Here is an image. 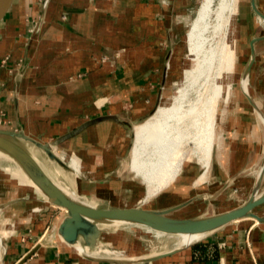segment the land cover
Wrapping results in <instances>:
<instances>
[{
    "label": "crops",
    "instance_id": "0c3cea01",
    "mask_svg": "<svg viewBox=\"0 0 264 264\" xmlns=\"http://www.w3.org/2000/svg\"><path fill=\"white\" fill-rule=\"evenodd\" d=\"M187 4L183 0H15L0 25V112L4 113L0 116V128L24 130L42 142L52 143L90 120L116 115L119 120L107 118L91 123L54 147V152L71 170L50 158L48 161H52L56 171L43 167L55 182L88 204L134 206L132 195L123 193L121 188L125 184L129 188L135 185L133 177L128 175L126 159L133 147V133L123 122L135 127L158 107L177 50L175 45L181 37L183 24L178 15ZM252 4L264 12V0H252ZM260 18L261 25L264 17L260 15ZM261 30L250 40L251 56L244 71L248 78L253 73L259 79L257 89L253 88L250 96L242 92L258 116L253 114L252 119L250 114L239 115L235 126L240 134L243 130L251 132L255 137L250 142L252 145L248 150L236 148L229 160L231 165L228 160L226 167L220 162L228 171L224 181L223 174L214 173L210 178V165L206 168V180L198 183L204 167L201 165L203 169L199 173L194 167L192 174V166H184L187 170L181 179L187 182L191 178L187 183L196 190L184 200H164L160 204L162 201L158 198V205L149 208H174L170 215L192 218L172 213L188 207L194 212L204 207L201 215L196 216L200 217L238 207L255 190L256 195L264 193V145L261 143L264 121L260 117L262 102L257 92L264 93V31ZM7 57L6 65L13 66V74L3 66ZM256 139L259 143L253 142ZM253 167H257L254 180L246 175ZM178 186L181 187L180 182L175 181L164 191H168L167 195H178L181 191ZM232 187L249 195L239 197L244 200L242 204L213 210L212 202L225 197ZM104 188L108 190L101 192ZM38 192L30 184L23 195L0 202V212L22 201L43 203L36 214L25 220L29 223L18 232L19 240H24L26 234L41 232L40 223H47L48 209L55 205L42 193L38 196ZM10 200L15 201L2 207ZM198 200L209 203L205 201L202 205ZM255 212L264 218V207ZM66 214L65 210L57 217L46 240L22 243L23 248L16 251L21 259L34 250L23 264H264V220L256 217L234 220L166 255L150 253L130 256L136 260L117 261L99 259L103 255L96 253L102 240L91 248L83 242L70 244L63 240L58 226ZM77 246L83 252L77 253ZM86 251L91 257L84 254Z\"/></svg>",
    "mask_w": 264,
    "mask_h": 264
},
{
    "label": "bare ground",
    "instance_id": "6f19581e",
    "mask_svg": "<svg viewBox=\"0 0 264 264\" xmlns=\"http://www.w3.org/2000/svg\"><path fill=\"white\" fill-rule=\"evenodd\" d=\"M212 3L213 0H202L187 32V47L191 60L187 71L184 72V77L177 84V92L171 96L162 97L152 115L134 127L135 137L130 165L146 184L147 192L144 196L146 199L155 196L175 182L186 162L191 159L197 158L205 170L199 176L198 183L206 180V168L210 167L214 152L218 161L226 167L225 121L233 109L236 93H239L235 84L237 55L235 30L237 29L236 24L232 25L231 21L223 24L220 15L229 9L236 17L238 0H219L215 8L212 7ZM213 9L216 17L211 22L212 35H215L217 30L220 32L223 30V37L221 42H213L209 37L210 39H207L209 45L205 47L202 43L206 41L205 32L209 30L210 22L208 21ZM229 34L231 40H228ZM239 82L240 91L250 96L249 78L245 73ZM263 113L260 117L264 121ZM0 155L13 159L2 151ZM11 174L14 178H22V181L29 186L34 184L20 164ZM61 187L74 199L86 203L70 189ZM38 191L43 193L39 188ZM36 212L37 209H33L30 215ZM206 234H178V246L190 244ZM0 247L1 264V251L5 248L1 236ZM75 250L77 253L83 252L81 246H77ZM104 251L105 258H133L130 256L135 255L126 252L123 253V257H117L107 250Z\"/></svg>",
    "mask_w": 264,
    "mask_h": 264
},
{
    "label": "rangeland",
    "instance_id": "374dc122",
    "mask_svg": "<svg viewBox=\"0 0 264 264\" xmlns=\"http://www.w3.org/2000/svg\"><path fill=\"white\" fill-rule=\"evenodd\" d=\"M218 1L219 0H213L212 7L215 8L218 5ZM186 2L188 3L186 8L181 11L180 15H178V18L183 24L182 32L180 34L181 37H179L180 39L177 41V44L175 45L176 46L175 48L177 50L171 61V67L169 69V74H168V82H167L166 87L164 88L162 97L171 96L177 92V84L184 77V72L187 71V68L190 65L191 55L187 47L188 40L186 38V35H187L188 30L190 29L192 20L195 18L197 14V11L200 7L202 0H183V3H186ZM258 10L264 13L262 10H260V8ZM212 12L210 13L211 15L209 16L210 21H208L210 22L209 30L208 32H205L206 41L205 43L204 42L202 43V45H204L205 47L209 45L208 40L210 38L213 42H218V41L221 42V38L223 37L222 35L223 30L221 32L217 30V32H215V35H212L213 33H212L211 22L216 17L214 9L212 10ZM220 17H221V21L223 22V24L229 23V21H231L230 23H232V25L236 24V29H237L235 30V38L237 40L236 41V54L237 55H236L235 84L237 86L239 93L238 94L236 93V96L234 98L233 109L229 112L231 114H228L227 116V119H226L227 122L225 121L226 123L225 140L227 142L226 149H225L226 151L225 158H226V165H227V160H228V165H229L230 164L229 160L232 159V156H234L235 149L238 148L237 149L238 151L239 150L241 151L243 148L245 150H248V148H250V146L252 145L250 144V142H252V138L254 137L253 135L250 134L251 132H248L247 130H243L240 134L235 129V126L239 122L238 120L239 115L243 116V114L245 113L250 114L249 116H251L252 119L254 118L253 114L256 115V111L248 103V101L244 97V94L240 91L239 80L243 76V73L246 69V66L251 56L250 40L255 34H259L260 29H262L261 32L264 31V23H262L263 25L262 24L260 25V21H262V19L260 18V14L255 9V6L252 4V0H238V10L236 13V17L234 16V14H231L229 9H226L225 12L223 11ZM259 27H262V28H259ZM228 40H231L230 34L228 35ZM4 60H3V64H4L3 66L5 68L7 67L8 73L10 72V74H13V70H11L13 69V66L8 67L6 65V62H8L9 58L7 57ZM258 81L259 79L258 80L255 79V76L253 73L250 74L249 84H250L251 94H253V88H256L255 86ZM257 92H258V99H260V101L262 102V105H261L262 112H264V93L261 91H257ZM3 114H4L3 112H0V116H2ZM143 121L144 120H142V122ZM252 123H253L252 121L249 122V124H251L250 126H253ZM20 142L34 154V156L37 158V160L41 163L42 166H47V167L49 166L51 169L49 167L48 168L52 172L56 171L54 167H52L53 163L48 161L47 155L44 154V152H42L41 149L33 147L34 145L27 140L22 139ZM253 142L259 143V140L256 139V141H253ZM261 143L264 145V138ZM241 154H243V152ZM215 155H216V152H214V156H213L211 167H210V173H209L211 176L210 178L211 179L213 178L212 175L214 173L223 174L222 181H224V179L227 178L225 175V172H228V171H226L225 168L222 167V165L220 164V161H218V158ZM70 157H71L70 155L67 156L68 159H70ZM42 159L45 162H43ZM126 159H128V167L130 169L128 170L129 171L128 175L130 177H133L135 185L133 188H129V186L127 187V185L125 184L126 186L125 185L123 187L121 186V188H123L124 190L123 193H130L132 195L133 197L132 200L134 201L133 203L135 205L153 207L155 205H158V201H156L158 198H161L160 200L162 202L160 204H164L163 202L164 200H167V201H172L174 199L184 200L185 198H188L193 193V191L196 190L195 187L190 188L189 183H187L191 181V178H187V182H183L184 179H181L183 178L182 173L187 170V168L184 167L183 170L181 171V174L176 179V181L180 182L181 184V187L179 186L176 187L178 189L180 188L181 190L178 193V195H174V196L173 194L167 195L169 194L168 191L165 192L163 190L161 191L160 194L158 193L159 194L157 195L158 197L155 195L154 197L152 196L151 198L146 200L144 199L145 198L144 196L147 192L146 184L143 183L144 182L143 179L139 175L136 174V172L131 168V165H130L131 151L128 154V158ZM18 165L19 164L15 160L8 158L4 155H0V202H3L14 196L23 195L30 188V186L27 183L22 181V178L21 179L14 178L13 175L11 174L12 171H14V169ZM185 166H188V168L192 166V168L190 169L191 170L190 172H192V174L194 173L193 171L194 167L197 168L198 173L203 169L201 167V163L198 161L197 158L191 159L190 161L186 162ZM257 167H253L251 168V170L249 169L248 171H246V175L248 178L254 180V178L257 175ZM112 187L113 185L111 186V188ZM100 190L101 192H105L108 189L104 188ZM242 195L247 197L249 193L248 192L243 193L242 190H239V189L237 190V188L232 187L230 188L228 194L225 195V197H219L218 199H215L212 202L211 206H213V210L216 211V208L218 207L226 208L229 206L238 205L242 203V201H244L243 199H239V197ZM38 196H41L39 192H38ZM205 201L208 202L207 200H200L199 202L202 205H204ZM112 202L114 203V201ZM108 204L110 205L111 203L109 202ZM42 205L43 203H41L40 201L39 202L22 201V202L12 204L8 208L0 212V236L2 238L3 246L5 247V248L3 247L4 251H1V255H2L1 264H16L17 263L16 261H19V259H21L20 257H22L20 255H17L16 251L18 249L23 248L22 243H25L26 240L31 241V242H35L37 240H43V241L46 240V238L49 237L48 236L49 233H51V231L53 230L55 222L57 221V217L63 212H65L64 208H61L57 205H53V207H49L50 209H48V213H47L48 215L47 223L46 222L40 223V226H39V231L41 232H37L36 234H33V235L26 234L24 240H19L18 232L21 229H24V226L29 223V222H26L25 220H29L30 217L32 216L30 215L31 211H29V209L34 207L33 209L35 210L37 209V212H38V210H40L41 208L40 206ZM263 207L262 206L257 207L256 210H263ZM189 208L191 207L180 210L178 212H174L172 214L175 216H179V217H196V216L201 215V212L205 210V208L203 207L202 209H199L193 212ZM210 212H212V210H210ZM36 216L38 217L41 216L40 212ZM101 226L104 229V232L102 234L103 244H101L100 248L98 249L96 253L97 255L102 256L103 254H106L104 250H107L110 252V254L115 255L117 257L119 256L123 257V255L126 252L128 254L133 253L136 256L137 255L139 256V255H144V254L163 252L165 250L175 248L178 246V241H179L178 235L165 234V233L159 234L155 230L145 227L143 225L133 224V223H128V222H108L106 221V222H102ZM45 232H48V233L45 234Z\"/></svg>",
    "mask_w": 264,
    "mask_h": 264
},
{
    "label": "water",
    "instance_id": "95a60500",
    "mask_svg": "<svg viewBox=\"0 0 264 264\" xmlns=\"http://www.w3.org/2000/svg\"><path fill=\"white\" fill-rule=\"evenodd\" d=\"M14 1L15 0H0V25L6 19ZM255 9L264 17V14L259 11L256 6ZM253 42L254 40L252 41V44ZM258 111L260 112V110ZM107 118L119 120L116 115L95 118L83 124L76 130L61 136L52 143L42 142L41 140L28 135L24 130L18 131L0 128V151L10 155L18 164H20V166H22L29 178L33 181L34 185L43 192L42 194L46 200L66 210L67 214L58 226V233L66 242L70 244H81V242H83L88 248L97 246L99 241L102 240L101 238L104 232L100 223L106 221L139 224L161 233L178 235L208 233L234 220L248 216L264 220L263 217H260L255 212V209L258 206L264 204V193L256 195V190L248 201L238 207L213 215L192 218H178L170 215L174 208L158 210L143 205L98 207L80 202L65 192V190L46 172L34 154L20 142L22 139L29 141L34 147L42 149L51 160H54L65 169L71 170V166L54 152V147L77 133L83 127ZM123 123L131 128L134 141V126L126 122ZM13 201L15 200H10L4 203L2 207H5ZM179 247L181 246H177L171 250L157 252L154 256L169 254ZM33 252L34 250H31L17 264H23ZM84 254L91 257V254L88 251ZM99 259L125 261L131 258L99 257ZM136 259L138 258L133 257L132 260Z\"/></svg>",
    "mask_w": 264,
    "mask_h": 264
}]
</instances>
